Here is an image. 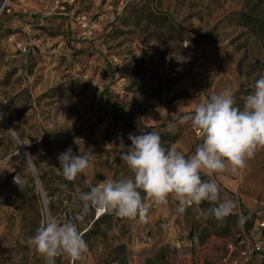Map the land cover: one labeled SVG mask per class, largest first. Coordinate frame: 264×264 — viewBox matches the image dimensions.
<instances>
[{
    "label": "rangeland",
    "instance_id": "374dc122",
    "mask_svg": "<svg viewBox=\"0 0 264 264\" xmlns=\"http://www.w3.org/2000/svg\"><path fill=\"white\" fill-rule=\"evenodd\" d=\"M70 1L57 9L53 0H0V264H45L27 241L49 216L74 220L89 246L82 259L62 255L55 264H200L195 260L205 254L201 264H216V253L223 260L227 245L251 236L256 224L251 212L245 214L241 194L221 184V199L238 205L223 223L201 215L209 202L180 213L171 196L150 209L145 224L95 209L77 221L78 196L106 178L132 176L119 148L121 141L131 144L129 134L167 133L177 142L162 141L165 146L193 154L202 141L190 122L167 131L181 105V115L189 113L232 87L242 106L245 92L264 75V39L240 26L236 14L264 20V0H125L123 12L122 0H98V12L91 0ZM72 11L108 18L121 13L97 36L98 67L92 64L94 48L76 51L65 42L62 17L54 14ZM210 33L216 42L191 40ZM20 43L27 44L26 54ZM150 112L152 124L144 122ZM69 148L91 154L87 173L73 181L63 178L57 159ZM224 174L239 185L257 181L263 192L251 211H264V148L243 170ZM98 213L105 216L95 224ZM150 240L157 245L155 256ZM156 240L170 244L158 248Z\"/></svg>",
    "mask_w": 264,
    "mask_h": 264
},
{
    "label": "clouds",
    "instance_id": "9594fccd",
    "mask_svg": "<svg viewBox=\"0 0 264 264\" xmlns=\"http://www.w3.org/2000/svg\"><path fill=\"white\" fill-rule=\"evenodd\" d=\"M241 99L242 106L238 105L232 87H226L189 113L181 115L183 105L179 107L178 115L167 123V131L174 132L177 123L190 122L202 141L191 155L175 145L165 146L158 131L129 134L131 144L121 141L119 148L120 159L132 176L106 178L89 191L81 192L80 212L75 219L82 221L95 209L145 224L149 221L150 209L167 204L171 196L178 202L180 213L193 205L209 202L212 206L201 215L223 223L238 205L234 200L221 199L220 185L213 177L228 170L232 173L243 170L247 161L264 148V75L254 80L252 90ZM57 159L63 178L73 181L87 173L91 154H73L69 148ZM202 175L209 179H202ZM15 182L18 183L16 177ZM245 219L241 217L242 221ZM27 243L44 257L45 264H55L56 258L62 255L78 261L89 251L74 220L61 221L51 216L41 222Z\"/></svg>",
    "mask_w": 264,
    "mask_h": 264
},
{
    "label": "crops",
    "instance_id": "0c3cea01",
    "mask_svg": "<svg viewBox=\"0 0 264 264\" xmlns=\"http://www.w3.org/2000/svg\"><path fill=\"white\" fill-rule=\"evenodd\" d=\"M53 1L55 2L56 0H53ZM91 1L94 2V6L93 5L90 6L93 9L92 11L93 12H95V11L98 12L99 1L98 0H91ZM71 2H72V0L69 3L72 4ZM30 5H32V4H30ZM94 14H96V13H94ZM54 15H59V16L62 17V18H58L59 19L58 21L61 24H63L64 31L67 32V37L65 38V40H66L65 42H67V43L70 42L72 48H74L76 51H81V50L87 51L91 47L96 50L95 56H92V60H93L92 64L94 63V65H95V63H96V67H98V37H97V39H94V40H85L86 43L79 42L80 40L78 39V35H77V32H78L77 26H76V24H75V22L73 20V16H72L73 15V11L71 13H64L62 15H60V13H56ZM21 28H24V27L22 26ZM81 41H83V40H81ZM88 43H92V44L88 45ZM62 44H64V43H62ZM62 44H60V45H62ZM89 55L91 57V53H89ZM103 61H104V58H102L100 60V64L99 65H102L101 63ZM76 66L80 67L79 65H76ZM97 78H98V76H97ZM159 121H160V119H159ZM144 122H147L148 124H150L151 122L155 123L156 121H155L154 114L151 113V112L146 114ZM213 178H216L217 181L219 182V184L222 185V187H221L222 190H224V191L227 190V191H230L231 193L239 192L241 194V197H242V200H243L242 204H244V206H245L244 209L247 212L255 213L258 217H261V218L264 217V215H263L264 211H262V208H260L258 211H257V209H255V211H251L252 210L251 207L252 206H256L257 203H258L257 195L261 194L263 192V189L262 188L260 189L258 187L257 181H251V182L242 183V184L239 185L238 181H235L234 179L228 177L227 174H224V173L219 174V175H217V176H215ZM239 213L241 214V209H240ZM260 221L261 220H256L255 221L256 226L258 225V223ZM252 232H253V234L255 233L254 231H252ZM155 242H157V240ZM158 242H159L158 248H167L169 246V244H170L168 240H165V241H162V242L158 241ZM153 244H154V240H150L147 245L150 248H154V250L152 252V256H155V254H156L158 249H157V245H153ZM225 244H227V243H225ZM230 246H231L230 244L227 245L228 248ZM218 254L219 253H216V256L220 258L219 260H221V258H222L221 256H222L223 253H220L219 255ZM205 255H204L203 258H205ZM164 258L165 257L163 256L162 259H164ZM203 258L201 257L200 259H196L195 261L198 262L200 260V262L202 263L203 262ZM185 264H191L190 259L187 260L185 262ZM250 264H264V258L256 259V262H252Z\"/></svg>",
    "mask_w": 264,
    "mask_h": 264
},
{
    "label": "built area",
    "instance_id": "2783aa9c",
    "mask_svg": "<svg viewBox=\"0 0 264 264\" xmlns=\"http://www.w3.org/2000/svg\"><path fill=\"white\" fill-rule=\"evenodd\" d=\"M62 0H56L55 5L58 9ZM74 2V0H72ZM129 1L122 0L120 2L119 12L127 7ZM56 14V13H55ZM64 13H60L62 15ZM121 13L107 16H93L88 13H73V20L77 26V35L79 40H94L98 34H103L108 26L116 24ZM27 36H30L28 31ZM19 50L26 54L28 47L26 43L18 44ZM87 78V77H85ZM95 86V83H92ZM102 216V215H101ZM254 234L240 238L237 245L229 247L230 252L226 258L219 260L216 264H250L255 259L264 258V220H261L254 228Z\"/></svg>",
    "mask_w": 264,
    "mask_h": 264
},
{
    "label": "trees",
    "instance_id": "16d2710c",
    "mask_svg": "<svg viewBox=\"0 0 264 264\" xmlns=\"http://www.w3.org/2000/svg\"><path fill=\"white\" fill-rule=\"evenodd\" d=\"M236 22L244 27L250 29L252 32H254L259 38L264 39V20L260 19L255 13H238L236 14ZM192 42H194L196 45L199 44H205V43H214L217 40V37L210 33L208 35H202L198 36L196 38L191 39ZM245 94H248V92H245ZM161 139L164 142H169L170 144H175L177 142V137H171L167 133L161 135ZM202 179H209L207 176L202 175ZM245 214H247V211H245ZM253 218L256 220H264V217H258L255 213H252ZM105 215L101 216L96 222L98 223L101 221ZM229 218H226L224 221H229ZM253 228V227H252Z\"/></svg>",
    "mask_w": 264,
    "mask_h": 264
},
{
    "label": "water",
    "instance_id": "95a60500",
    "mask_svg": "<svg viewBox=\"0 0 264 264\" xmlns=\"http://www.w3.org/2000/svg\"><path fill=\"white\" fill-rule=\"evenodd\" d=\"M9 178L15 181V175H14V174H11V175L9 176ZM229 217H231V215H230ZM229 217H227V218H229ZM190 237H192V234H191Z\"/></svg>",
    "mask_w": 264,
    "mask_h": 264
},
{
    "label": "bare ground",
    "instance_id": "6f19581e",
    "mask_svg": "<svg viewBox=\"0 0 264 264\" xmlns=\"http://www.w3.org/2000/svg\"><path fill=\"white\" fill-rule=\"evenodd\" d=\"M101 215H99V213H98V217H100Z\"/></svg>",
    "mask_w": 264,
    "mask_h": 264
}]
</instances>
